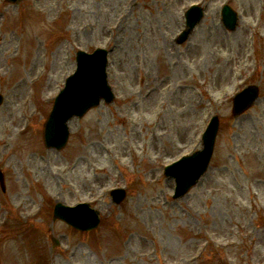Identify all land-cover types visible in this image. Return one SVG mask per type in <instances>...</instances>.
Masks as SVG:
<instances>
[{
    "label": "rangeland",
    "instance_id": "1",
    "mask_svg": "<svg viewBox=\"0 0 264 264\" xmlns=\"http://www.w3.org/2000/svg\"><path fill=\"white\" fill-rule=\"evenodd\" d=\"M195 1L203 18L179 44ZM224 2L240 15L234 30ZM0 12V264H264V0H0ZM97 47L112 50L115 100L70 120L63 149L46 148L53 96L76 51ZM245 85L257 98L233 114ZM216 113L209 169L175 199L163 167L201 147ZM82 199L97 228L53 220L56 202Z\"/></svg>",
    "mask_w": 264,
    "mask_h": 264
},
{
    "label": "water",
    "instance_id": "2",
    "mask_svg": "<svg viewBox=\"0 0 264 264\" xmlns=\"http://www.w3.org/2000/svg\"><path fill=\"white\" fill-rule=\"evenodd\" d=\"M226 16L230 17V12L226 11ZM198 20L200 17L197 18ZM191 20L190 24L196 23V18H189ZM192 27V25H190ZM189 27V28H190ZM188 28V31H189ZM187 34V32H186ZM95 57H99V54L94 55ZM93 55L90 56H84L81 58V60H88L89 58H94ZM97 64V63H96ZM80 72V70H79ZM79 72L72 77L69 82H74L78 76ZM78 75V76H77ZM83 78L79 77V80H82ZM90 86L87 84L89 88H86V90L89 91V89H92L93 93L90 94L91 97L85 98L84 102L82 99L79 100V103L77 106L73 107L66 101V99H63L64 95H66V92H63L61 95V99L58 100L57 104L54 107V110L52 114L50 115L46 126H45V137L47 139L48 145H55L57 147H62L66 141L68 136V130H67V123L66 120L72 117L74 114L77 115H83L85 111L91 107L92 105L96 104L97 101L100 99L101 96H105L107 99H110V94L107 93V90H105V72H104V66L101 64V71L97 70L91 75L90 79ZM68 88L72 89L73 85L69 84ZM91 91V90H90ZM247 93V96L245 94ZM255 95V91H247L244 92L240 97L241 99H248L251 101ZM246 100L241 103L243 106H246L245 104ZM238 110H240L241 106H237ZM217 120V117H215ZM216 120H213L211 125L209 126L208 130L206 131L204 135V144L205 149L200 150L196 152L195 154L188 156L185 158L181 163H178L176 166H178L177 169L174 167H171V171L169 173L173 174L177 180H178V192L185 193L186 190L196 181L197 177L206 169V165L209 161L212 148L214 146L216 131H217V124ZM218 122V120H217ZM119 200V198H118ZM62 209L65 211V217L68 221L71 223L81 226L83 228L90 227L88 224H83V221H87L88 216L87 212H81V210H78V212L74 213L72 208L63 207ZM60 213V212H57ZM61 215L63 213H60ZM59 214V215H60ZM98 222L97 219L94 220L92 225H96Z\"/></svg>",
    "mask_w": 264,
    "mask_h": 264
}]
</instances>
